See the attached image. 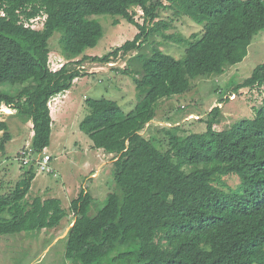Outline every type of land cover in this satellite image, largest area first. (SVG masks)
<instances>
[{
	"label": "trees",
	"instance_id": "1",
	"mask_svg": "<svg viewBox=\"0 0 264 264\" xmlns=\"http://www.w3.org/2000/svg\"><path fill=\"white\" fill-rule=\"evenodd\" d=\"M135 9L143 12L142 24ZM162 9L188 17L202 34L164 35L171 22L160 20ZM94 15L119 16L139 32L101 57L87 55L103 37ZM37 18L40 29L26 27ZM263 30L264 0H0V107L31 122L33 133L17 153L20 179L9 193L0 185V237L55 229L68 218L60 199L27 200L51 144L49 104L84 77L85 63L108 65L135 52L139 65L131 69V58L129 68L144 97L131 111L114 100H86L89 112L79 128L93 149L110 155L114 186L98 200L85 187L71 202L66 264H264V97L253 118L223 131L214 128L221 122L219 106L180 126L152 124L164 101L243 63ZM57 33L67 63L53 71L49 42ZM157 34L187 45L184 57L155 46ZM147 45L151 53L143 54ZM213 84L217 92L220 85ZM245 88L264 90V62L242 83L232 79L218 102ZM0 133V152L7 156L13 137L6 122L0 121ZM230 175L241 180L238 188L224 180Z\"/></svg>",
	"mask_w": 264,
	"mask_h": 264
},
{
	"label": "rangeland",
	"instance_id": "2",
	"mask_svg": "<svg viewBox=\"0 0 264 264\" xmlns=\"http://www.w3.org/2000/svg\"><path fill=\"white\" fill-rule=\"evenodd\" d=\"M164 4L168 2L165 1ZM134 12L135 20L142 24L143 12L140 9H135ZM92 19L102 26L103 37L96 48L87 50L86 54L90 56L101 57L132 40L139 32L136 26L119 16L94 15ZM116 20L120 21L118 25H115ZM160 20L171 22L170 29L164 33L166 36L189 39L192 35L200 36L203 32L202 26L188 17L175 16L169 10L160 11ZM60 36V33L55 34L49 42L52 48L50 53L52 70H60L67 63L59 50ZM151 41L176 59H182L185 55L187 45L166 40L163 35H153ZM151 48L147 45L141 52L150 54ZM134 55L135 52L127 56H119L108 65L85 63L82 70L84 77L79 78L64 97L54 98L50 102L54 125H52L50 147L45 151L52 157L50 166L53 173L37 174L27 200L31 201L35 197H42L45 200L59 197L63 200L62 206L69 216L55 229L1 236L0 264H66V236L74 223L73 213L69 209L71 202L85 187L98 200L105 198L106 193H110L114 186L115 168L110 155L102 150L93 149L91 140L79 128L80 122L89 112L86 100H114L119 102L125 113L131 111L144 97V92L138 90L133 82L135 75L130 73L131 69L139 65ZM131 58L133 67L130 69ZM263 62L264 30L255 37L249 55L243 63L226 67L225 73L221 76L213 74L198 79L193 82V89L186 95L164 101L159 109L158 118L152 123L154 128L180 126L191 123L192 120H200L215 106L221 108L219 116L221 122L214 127L217 131L230 128L241 120L253 118L254 108L259 107L263 101L264 90L241 89L237 94L228 95L229 101L223 104L218 102L219 94L232 79L242 83ZM214 82L220 85L217 92H214L216 87ZM0 121L8 124L13 137L7 145L8 157L0 152V185L4 184L2 191L9 193L23 173L17 153L30 145L33 135L32 124L17 116L14 110L6 106L0 107ZM195 129L204 131L205 126L200 125L199 129L197 125ZM157 137V134H154L153 138ZM224 180L233 189L241 184L239 177L234 175L226 176ZM9 182L13 185H6ZM61 189L68 194L63 195L64 191Z\"/></svg>",
	"mask_w": 264,
	"mask_h": 264
},
{
	"label": "built area",
	"instance_id": "3",
	"mask_svg": "<svg viewBox=\"0 0 264 264\" xmlns=\"http://www.w3.org/2000/svg\"><path fill=\"white\" fill-rule=\"evenodd\" d=\"M40 21H41V19H39V18L34 19V20L30 21V23H27L26 27H29L32 29H40L42 27V24ZM53 71H55V70H53ZM1 107L4 108L5 106L3 105ZM50 158H51V156H49L47 154L44 155L42 163L40 164V167L38 168V173H45V174H52L53 173V169L49 164ZM22 160H23L24 164H26V165L30 163L29 157H25Z\"/></svg>",
	"mask_w": 264,
	"mask_h": 264
},
{
	"label": "crops",
	"instance_id": "4",
	"mask_svg": "<svg viewBox=\"0 0 264 264\" xmlns=\"http://www.w3.org/2000/svg\"><path fill=\"white\" fill-rule=\"evenodd\" d=\"M65 94H67V93H64V94H61V95H59L58 97H60V96H62V97H64L65 96ZM57 98V97H56ZM52 116V115H51ZM54 121V120H53ZM33 136V135H32ZM62 191H64V189H61ZM63 195H67L68 193H65V191H64V193H62ZM78 196V195H77ZM76 196V197H77ZM52 198V197H51ZM57 199H60L61 201H63L61 198H59V197H56ZM63 203V202H62Z\"/></svg>",
	"mask_w": 264,
	"mask_h": 264
},
{
	"label": "clouds",
	"instance_id": "5",
	"mask_svg": "<svg viewBox=\"0 0 264 264\" xmlns=\"http://www.w3.org/2000/svg\"><path fill=\"white\" fill-rule=\"evenodd\" d=\"M49 106H50V104H49Z\"/></svg>",
	"mask_w": 264,
	"mask_h": 264
}]
</instances>
